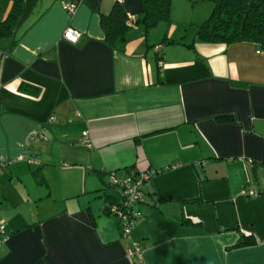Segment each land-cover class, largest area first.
<instances>
[{
  "label": "crops",
  "instance_id": "crops-1",
  "mask_svg": "<svg viewBox=\"0 0 264 264\" xmlns=\"http://www.w3.org/2000/svg\"><path fill=\"white\" fill-rule=\"evenodd\" d=\"M114 4L24 0L0 39V264H264V51L145 33L142 0H122L134 23L111 48L100 15ZM110 173L151 174L128 238L102 211ZM24 206L31 218L4 216ZM241 234L255 244L235 248Z\"/></svg>",
  "mask_w": 264,
  "mask_h": 264
},
{
  "label": "trees",
  "instance_id": "trees-1",
  "mask_svg": "<svg viewBox=\"0 0 264 264\" xmlns=\"http://www.w3.org/2000/svg\"><path fill=\"white\" fill-rule=\"evenodd\" d=\"M24 0H10V9L4 20L0 19V39L9 37L13 28L21 16ZM144 6L143 16L140 23L145 33L154 28L159 23L171 25V3L172 0H142ZM211 3L212 11L209 18L197 27L195 37L206 44H225L232 45L237 43H255L264 51V0H208ZM134 19H131L123 10L122 6L115 1L111 11L100 15V25L104 33V42L111 48L124 46L126 43V35L130 30ZM189 46H191L189 44ZM29 86L24 87V91ZM36 90V89H35ZM220 121H230V118H219ZM37 183H42L40 174L33 172ZM109 176H114L110 173ZM132 175L130 177H137ZM151 175L141 184L142 191L141 204L144 202V194L142 186L149 181ZM117 178V177H116ZM119 179V178H118ZM116 195H118L108 183ZM110 202L102 205V211L105 215L113 217L120 228L119 221L114 215L106 212V204H119V196ZM129 221L133 223L137 217L133 212L127 211ZM121 233V231H120ZM255 240L252 236H244L241 234L240 239L234 245L235 248L244 246H252Z\"/></svg>",
  "mask_w": 264,
  "mask_h": 264
},
{
  "label": "built area",
  "instance_id": "built-area-1",
  "mask_svg": "<svg viewBox=\"0 0 264 264\" xmlns=\"http://www.w3.org/2000/svg\"><path fill=\"white\" fill-rule=\"evenodd\" d=\"M117 3L121 4L122 0H115ZM63 9L69 14L73 15L77 9V5L71 2H63ZM82 33L78 30L67 27L63 31L61 38L69 44H76L81 38ZM81 143L86 147H89L87 135L84 134ZM14 162H21V158L16 159ZM250 162V161H249ZM28 163H35L34 160L28 161ZM4 167V164L0 162V170ZM151 174L139 175L135 178L126 177L124 179H118L114 176H109L108 183L110 186L118 192L120 198V203L115 204H106V212L110 215H114L115 218L119 221L121 236L128 238L130 232L133 228V223L129 221L128 214L125 212L129 211L130 214L133 212L137 219L139 218V213L134 212V207L140 203L142 200V191L140 190L141 184L143 181H146ZM243 194L249 196H257L258 193L255 191H243ZM6 236L4 235V222L0 221V245L5 241ZM126 255L132 260H140L142 258V248L139 242H131L126 248Z\"/></svg>",
  "mask_w": 264,
  "mask_h": 264
},
{
  "label": "rangeland",
  "instance_id": "rangeland-1",
  "mask_svg": "<svg viewBox=\"0 0 264 264\" xmlns=\"http://www.w3.org/2000/svg\"><path fill=\"white\" fill-rule=\"evenodd\" d=\"M5 3V1L2 2L0 0V12H1V6ZM212 11L211 3L208 0H172L171 4V12H170V18H171V35L174 36L175 39H178L179 41L182 40L184 42H190L194 36V33H196V27L191 25V22L196 24L197 26L201 25L203 22H205ZM1 15V14H0ZM165 26L167 29L166 24L159 23L157 24L152 30L153 32L158 30V27ZM160 29V28H159ZM194 29V30H193ZM4 171V169H2ZM0 171V176L1 172ZM1 198V193H0ZM91 199L94 200V196L91 195ZM96 199V198H95ZM145 205L143 204H137L134 207V212H141L142 209H145ZM28 208L21 207L18 210H15L12 212V210H7V213L4 214V216L7 219H10V217L14 214H21L26 215L27 218L29 217ZM34 213V211H33ZM0 218H4L0 216ZM5 219V218H4ZM6 220V219H5ZM135 223V222H134Z\"/></svg>",
  "mask_w": 264,
  "mask_h": 264
}]
</instances>
